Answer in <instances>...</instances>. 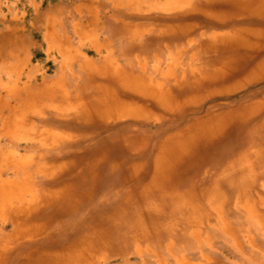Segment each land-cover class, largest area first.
<instances>
[{
    "label": "bare ground",
    "instance_id": "obj_1",
    "mask_svg": "<svg viewBox=\"0 0 264 264\" xmlns=\"http://www.w3.org/2000/svg\"><path fill=\"white\" fill-rule=\"evenodd\" d=\"M234 19L245 23L264 21V0H237L227 15L218 20L228 23ZM183 31L179 29L180 33ZM226 34L215 35L201 47L200 52L209 58V70L192 81L177 82L174 91H164L163 87L138 80L118 68L110 71L109 84L96 86L91 99L78 97L73 101L66 92L49 86L48 90L58 93L51 98V105L59 112L58 117L71 115L89 125L98 121L158 119L145 106L121 98L114 88L118 86L125 93L153 103L164 114L183 116L187 108L216 93L213 86L219 79L243 74V82L250 84L264 77V30L239 28ZM58 97L60 104L55 103ZM31 99L24 103L16 126L10 129L23 136H27L22 129L26 115L41 113ZM241 127L244 133L236 139L231 132ZM46 134L54 142L74 137L91 143L102 139L93 128L76 136ZM119 140L122 156L110 154V180L116 184L110 195H102L97 213L83 221L63 225L66 218H75L84 206L100 196L97 190L102 167L107 164L105 154H99L85 166L82 162L79 165L75 157L49 167L40 166L39 171L46 172L50 179L39 188L26 176L27 181L21 185L0 181V223L14 221L13 232L0 244V264H94L98 255L109 254L116 246L121 253L131 243L172 234L182 222H201L206 217L203 208L222 200V186L237 192L251 188L257 168H263L264 99L207 113L156 143L154 136L130 130H123ZM227 144L233 147L225 148ZM255 146L260 148L255 150ZM212 147L213 152L209 151ZM30 161L19 160L15 155L0 156V171L24 167ZM79 166L81 169L77 170ZM242 178L248 180L244 182Z\"/></svg>",
    "mask_w": 264,
    "mask_h": 264
},
{
    "label": "rangeland",
    "instance_id": "obj_2",
    "mask_svg": "<svg viewBox=\"0 0 264 264\" xmlns=\"http://www.w3.org/2000/svg\"><path fill=\"white\" fill-rule=\"evenodd\" d=\"M183 1L184 4L170 6L164 3L165 0H109V50L91 48L90 37L82 39L80 43L78 39H75L76 46L81 45V48L50 49L46 52L33 50L29 65L22 66L11 80L0 79V95L5 97L3 101L10 102L19 109L11 117L10 111L6 109H4V115H0V156L15 155L19 160H31L28 166L15 167V169L12 166L1 170L0 181L10 185H21L30 177L29 181L39 188L44 181L50 179L46 172L39 171L40 166L41 168L49 167L53 163L74 157L79 165L82 162L85 166L99 154L107 155V164L102 167L104 172L98 184L97 191L100 196L84 206L75 218H66L63 225L68 226L74 221L80 222L93 217L103 199L102 195L105 193L110 195L111 189L116 184L110 180V158L122 156V142L119 139L122 137L123 130L152 135L156 138V143L168 133L178 132L207 113L236 108L264 99V77L249 84L243 82L245 75L242 74L219 79L220 81L215 82L213 86L217 90L214 95L205 97L195 106L187 108L186 113L180 117L176 113L164 114L158 111L153 103L125 93L118 86L114 88L121 98H130L145 106L155 113L158 119L98 121L89 125L79 122L71 115L65 117L59 114L58 117L59 112L51 105L53 100L51 98L58 93L54 89L48 90L49 86L58 87L59 91L62 90L70 97L72 96L73 101L78 97L91 99L96 94V86L109 84L107 79L110 78V71L119 68L120 72L138 80H145L154 86L163 87L164 91H174L177 82L192 81L200 73H206L209 70V58L200 50L212 37L231 34L240 26L264 30V21L251 20L245 23L239 19L232 22L234 26L222 29L205 20L207 13L201 5L206 4L207 0ZM201 18L204 20L200 22H204L207 28L198 26L185 37L174 36L177 28L184 25L188 27L196 25ZM99 36L104 37V34ZM0 74H2L0 77L5 75L1 68ZM25 84H30L32 90H27L17 99L15 97L6 99L8 88L13 85L22 87ZM30 99L37 103L38 111L41 113L32 112L26 115L25 127L22 129H25L27 136H23L10 129L16 126L20 112H23L24 103ZM57 99L54 100L55 103L60 104L61 98ZM1 101L2 99L0 103ZM87 128H93L94 132L100 133L101 141L99 139L91 143V141L78 140L74 137L54 142L46 134L54 133L60 137L76 136L84 133ZM242 129L243 127L236 128L231 134L238 139L244 133ZM230 147L233 146L228 144L225 146V148ZM259 148L255 146L254 149ZM210 149H212L209 150L211 152L215 150L214 147ZM110 150H112L111 153ZM80 169L79 166L77 170ZM256 174L258 175H255V179L251 182V188L237 192L234 188L222 186L220 190L222 200L218 202L219 204L206 205L203 208L206 217L201 222H182L175 227L172 234H163L131 243L121 253L117 251L118 247L114 246L115 249L109 254L98 255L94 264H188V262L191 264H264V254L260 253L258 247H254L257 244L260 245V249H264V166L257 168ZM241 180L246 182L248 178ZM222 217L230 225L231 233L227 234L224 231ZM13 229V220L9 223L7 221L0 223V244L13 232Z\"/></svg>",
    "mask_w": 264,
    "mask_h": 264
},
{
    "label": "crops",
    "instance_id": "obj_3",
    "mask_svg": "<svg viewBox=\"0 0 264 264\" xmlns=\"http://www.w3.org/2000/svg\"><path fill=\"white\" fill-rule=\"evenodd\" d=\"M236 1L207 0L206 4L201 5L207 13L205 20L223 29L234 26L232 22L236 19L228 22L230 25L218 19L225 17L231 4ZM164 3L177 6L184 4V1L165 0ZM198 23L177 28L174 36H187L198 26L207 28L204 22ZM179 29L185 31L181 34ZM103 34L104 37L99 36ZM88 37L91 38L89 41L91 48L109 50V0H0V68L5 74L3 76H6V78L1 76L0 79L11 80L22 66L29 65L33 50L46 52L50 49L81 48V45L76 46L75 39L80 43L82 39ZM30 86V84L22 87L11 86L7 89L6 99L11 97L17 99L27 90H32ZM3 98L5 97L0 95V99ZM1 102L4 103H0V115L3 116L6 109L10 111L11 117L18 107L5 100ZM224 231L227 234L231 233L226 220ZM254 247H258L260 253L264 254V249H260V245L255 244Z\"/></svg>",
    "mask_w": 264,
    "mask_h": 264
}]
</instances>
